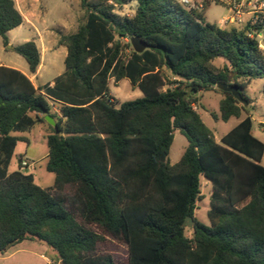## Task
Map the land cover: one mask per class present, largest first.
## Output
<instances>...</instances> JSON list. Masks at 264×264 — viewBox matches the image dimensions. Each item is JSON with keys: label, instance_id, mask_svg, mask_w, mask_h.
<instances>
[{"label": "trees", "instance_id": "obj_1", "mask_svg": "<svg viewBox=\"0 0 264 264\" xmlns=\"http://www.w3.org/2000/svg\"><path fill=\"white\" fill-rule=\"evenodd\" d=\"M131 3L132 17L117 13ZM80 6L84 22L60 35L68 55L53 87L36 88L25 74L0 66V254L33 241L50 249L57 264H120L106 248L117 241L128 249L121 264H264V143L249 115L217 142L193 108L196 94L217 88L224 98L215 120L248 113L223 87L235 86L251 102L248 85L264 79L258 40L264 27L221 28L178 0H80ZM23 22L14 0H0L5 47ZM133 38L150 48L136 53ZM13 51L37 73L41 52L34 41ZM220 58L228 65L216 67ZM111 80H128L143 97L118 103ZM40 115L56 120L47 137L46 169L55 176L49 189L21 165L9 173L22 141L13 134L31 131L44 121ZM177 130L188 146L171 165ZM202 178L213 188L209 226L194 218ZM188 217L192 239L183 226Z\"/></svg>", "mask_w": 264, "mask_h": 264}, {"label": "rangeland", "instance_id": "obj_2", "mask_svg": "<svg viewBox=\"0 0 264 264\" xmlns=\"http://www.w3.org/2000/svg\"><path fill=\"white\" fill-rule=\"evenodd\" d=\"M36 10L34 11L38 15H45L44 20L49 27H66L67 23L69 26H75L76 24H82L85 20V12L80 6V0H32ZM259 0H231V1H219V0H209L201 1L203 4V9L199 10L203 12L206 21L211 24H216L219 27H225L226 16L228 11L230 15L232 14L231 7L235 5H243V11L246 13L251 8L250 11H254V6L257 5ZM208 2V4H207ZM207 5H206V4ZM250 3V4H249ZM137 8L136 3H131L122 8H117V13L121 16L132 17L135 14ZM256 16L259 18L263 17L262 13H258ZM225 18V19H224ZM228 18V17H227ZM69 21V22H68ZM244 22V21H243ZM240 24H230V25H241ZM245 26V25H244ZM69 33V32H68ZM25 29L15 30L14 32L8 34L9 45L15 47L22 45L25 41H31L32 36L28 35ZM11 40V42H10ZM260 48L264 50V34L259 37ZM127 43V40L125 41ZM44 51V48H41ZM66 50V49H65ZM50 55H54L52 53ZM0 64L2 66H13L23 69L24 71L29 70L28 64L24 58L18 55L13 50L8 49L4 46L3 40L0 37ZM216 67L222 68L228 65L225 59H217L214 62ZM65 70L64 59L59 61L57 59V65L51 67L49 65V59L46 58L42 60V70L39 79L36 80L38 86L51 82L55 77L59 75L60 70ZM110 93L113 98L118 103H124L128 101H135L143 97L142 92L134 88L128 80H122L118 85L114 80L110 81ZM245 94L250 98L251 102L248 103L247 112L243 115L251 116L254 123V131L256 137L260 138L264 142V132L260 131V124H264V79H256L251 81L248 85ZM198 99V104L196 105V111H199L204 124L210 128L217 142H220L221 138L229 133L232 129L236 127L239 121L236 118L231 119L228 122H223L221 120H215L214 116L220 115V102L224 98L223 94L219 89L215 88L210 91H202L195 96ZM16 137L28 138V142L20 141L15 150V154L9 166V173L18 170L19 165H21L20 156L23 160L30 164V167L26 168L24 171L26 173H33L36 176V181L38 185L49 186L54 183L55 176L49 173L46 169L47 160L44 159L46 153L48 152V146L46 144L47 134L42 130L40 125L35 127V130L27 133H15ZM188 142L186 138L181 134L180 131L174 132V142L170 150L169 161L171 165L177 164L186 148ZM213 188L208 181L204 178L201 179V199L197 202V208L194 214V218L209 226V220L207 217V212L210 209V196L212 194ZM186 235L189 239L193 237V227H185ZM108 251L112 253L116 259L121 263H125L128 257V249L125 245L113 241L106 246ZM51 256L54 253L48 249ZM35 264V263H34ZM36 264H39L37 261ZM51 264H57L51 260Z\"/></svg>", "mask_w": 264, "mask_h": 264}, {"label": "crops", "instance_id": "obj_3", "mask_svg": "<svg viewBox=\"0 0 264 264\" xmlns=\"http://www.w3.org/2000/svg\"><path fill=\"white\" fill-rule=\"evenodd\" d=\"M14 2L16 5V8L18 9V11L23 16L24 22L20 27L9 32V34L14 32L15 30H20V29H25L27 32H29L28 35L32 36L31 41H34L36 43V45L38 46V48L41 52V65L38 68L36 74H31L29 72V70L27 72V71H24L23 69H20L18 67H13V66H5V67L16 69V70L20 71L21 73L25 74L32 81L33 85L36 88L43 87L46 85H50L51 87H53L55 80L59 76L64 74L65 70H63V69L60 70L59 75L57 77H55L51 82H48V83L43 84L41 86H38L36 83V80L39 79V76H40V73L42 70V60H43V58H46V61L49 59V65L51 67L57 65V59H59V61L60 60L62 61L64 59V63H65V59L68 55V51H67V48L65 46H59L58 43H59L60 35H69V34L75 33L80 25L76 24L75 26H69V23H67L66 27L65 26L64 27H61V26L49 27L44 20L45 15H38L34 12L36 10V8H35V5H34L32 0H14ZM248 9L249 10L244 14L243 24H241V25H230L229 24L228 26H225V27L223 26L221 28H226V27H231V26L243 27L244 25H246L248 23H252L254 21V19L256 18V15L252 11H250L251 10L250 6ZM229 16H230V12L228 11V15L225 18H227ZM10 42H11V40H10ZM26 42H29V41H25V43ZM41 48H44V51H42ZM52 53H55V57H53L54 55L53 56L50 55ZM0 66H2V65L0 64ZM111 96H112V94H111ZM53 111L59 115V110H58L57 106H54ZM198 113H199V111H198ZM47 116H51V115H45V116L40 115V117L44 118V121L37 124V125H40L42 130L47 134L46 144H47V137L52 132L51 128H54V126L51 125L46 120ZM246 116H248V115H246ZM246 116L242 115V117L240 119H238L241 121H239V123L237 125H239L246 118ZM51 118L56 125V120L52 116H51ZM37 125H35V127ZM260 126H261L259 128L260 131L264 132V124H260ZM35 127L31 131L26 132V133H21V134L30 133V132L35 130ZM253 135L256 137L254 127H253ZM256 138L259 139L262 143H264L260 138H258V137H256ZM21 139L25 142H28V138H26V137H22ZM48 154H49V149H48V152L46 153L44 159L48 160L47 159ZM19 158H20V160L23 159L22 156H20ZM19 167H20V165H19ZM19 167H18V169H19ZM21 171L25 172L24 170H21ZM27 174H33V173L29 172ZM34 178L36 181L35 175H34ZM36 184H37V181H36ZM39 186L43 189H49V188H52L54 186V183L49 185V186H42V185H39ZM51 257L52 256L50 255L48 248L46 246L41 245V244L36 243V242H33V241H24V242L14 246V247H12L6 254H4V255L0 254V264H34V263L36 264L37 261L39 262V264H51Z\"/></svg>", "mask_w": 264, "mask_h": 264}, {"label": "built area", "instance_id": "obj_4", "mask_svg": "<svg viewBox=\"0 0 264 264\" xmlns=\"http://www.w3.org/2000/svg\"><path fill=\"white\" fill-rule=\"evenodd\" d=\"M185 8L188 10H201L203 9V4L201 1L206 0H178ZM209 1V0H207ZM219 1H231V0H219ZM257 5L254 6L253 13L257 15L258 13H262L263 17L259 18L256 16L254 21L251 23L252 25H261L264 27V2L263 1H256ZM232 14L226 18V24H240L243 23L244 11L243 5H235L231 7ZM262 34L260 35V37ZM194 110H196V105H193ZM30 167V164L23 160L21 161V170H25L26 168Z\"/></svg>", "mask_w": 264, "mask_h": 264}, {"label": "water", "instance_id": "obj_5", "mask_svg": "<svg viewBox=\"0 0 264 264\" xmlns=\"http://www.w3.org/2000/svg\"><path fill=\"white\" fill-rule=\"evenodd\" d=\"M130 43L132 45L133 50L138 54H142L144 51L150 48V46L140 38H133L131 39ZM7 48L10 50L14 49V47L11 45H8ZM223 89L225 92L232 94L235 97V99L243 106L248 105V102L245 100V98L242 96L238 88H236L235 86H224ZM190 94H191V89H188L185 98L188 97ZM46 120L55 127V123L53 122L51 116H47ZM183 226L194 227L193 218L188 217L183 223Z\"/></svg>", "mask_w": 264, "mask_h": 264}]
</instances>
